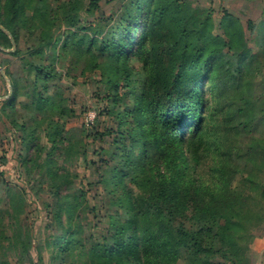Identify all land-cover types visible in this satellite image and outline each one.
Segmentation results:
<instances>
[{
    "label": "trees",
    "instance_id": "trees-1",
    "mask_svg": "<svg viewBox=\"0 0 264 264\" xmlns=\"http://www.w3.org/2000/svg\"><path fill=\"white\" fill-rule=\"evenodd\" d=\"M101 2L70 0L61 9V21L47 0H0V47L12 48L7 33L17 42L22 29L40 30L37 46L23 54L9 53L20 58L31 77L12 78L7 72L12 93L5 107L24 97L22 108L34 118L33 128L16 123L29 131L24 144L34 147L43 133L55 147L68 141L62 152L66 161L81 154L64 138L61 121L67 110L58 106L61 89L49 92L60 79L54 63L73 54L101 72L112 99L105 111L118 121L122 137L115 139L118 152L110 153L99 180L118 211L107 215L105 233L91 245L84 242L83 226L77 222L83 196L62 193L72 184L71 175L61 174L48 153L47 174L59 199L56 220L62 228L48 246L57 249L56 258L78 253L81 264H251L253 229L264 217V132L255 135L264 114L258 117L256 111H264V98L260 106L243 92L216 125L213 140L205 127L206 82L213 91L245 78V67L255 57L242 26L226 14L221 34L213 14L192 0H123L114 15L101 18L95 27L78 25L81 13L95 15ZM60 24L66 27L62 35L57 32ZM84 29L92 35L80 34ZM60 43L63 54L56 56ZM47 55L48 65L43 63ZM133 58L143 63V73L136 71ZM128 96L133 102L124 105ZM201 149L218 152L210 184L198 177ZM21 161L31 160L24 156ZM238 175L242 186L234 187ZM24 211L23 197L11 191L7 206L0 209L4 256L14 249L31 258L32 231L22 226Z\"/></svg>",
    "mask_w": 264,
    "mask_h": 264
},
{
    "label": "rangeland",
    "instance_id": "rangeland-1",
    "mask_svg": "<svg viewBox=\"0 0 264 264\" xmlns=\"http://www.w3.org/2000/svg\"><path fill=\"white\" fill-rule=\"evenodd\" d=\"M70 0H47L53 15L59 16L64 4ZM195 5L209 10L213 14L216 29L220 30L222 19L230 14L239 21L243 28V36L252 54L255 56L245 67L246 77L229 80L224 87L216 86L210 91V81L205 84L207 111L205 127L208 128V138L213 140L216 125L223 121L233 106L239 103L243 92L252 101L257 100L258 105L263 103L264 96V0H192ZM123 0H102L101 10L95 15L81 13L78 25L95 27L101 18L114 15L122 6ZM33 11H28L31 19ZM62 21V20H61ZM59 22V21H58ZM60 23V22H59ZM58 23V24H59ZM58 28V25L54 27ZM58 34L62 35L66 27L59 25ZM76 29V27H74ZM77 30V29H76ZM78 31V30H77ZM6 32V31H5ZM80 34L92 35L91 30H80ZM12 42V48L0 47V209L5 208L9 202L10 192H15L23 197L25 211L21 215L22 226L32 231L33 246L31 258L23 256L14 249H9L7 255L0 250V263L6 259L8 264H81L77 261L78 253L62 255L56 258L57 249L49 247L54 235L62 234V228L56 220L59 212V199L54 195L52 179L47 174L46 158L51 154L50 160L54 167L57 166L61 174L69 172L72 184L63 194L75 192L82 198V209L78 211L77 222L83 226V240L91 245L101 239L105 233L104 227L107 215L117 210L111 204L110 198L100 183V175L106 167L105 161L111 159V152H118L114 142L121 140L117 134L118 121L106 114L105 109L112 103L108 97V90L102 81L101 72L92 69L91 61H87L77 54L65 56L54 63V69L60 74V79L51 83L50 94H56L61 89L59 107L64 106L66 112L62 118L65 124L64 138H70L75 150H80V155L70 161L62 156L63 148L68 146V141L55 147L48 142L47 137L40 133L33 145L29 148L23 139L28 136L17 124L33 128L34 118L22 108L26 100L20 97L14 107H5V101L12 93L11 79L22 78L25 80L27 73L22 70L20 58L9 53L18 50L21 54L37 46L40 40V30L31 28L22 29L16 42L10 33H7ZM49 56L53 52L48 53ZM62 55L61 43L58 45L56 56ZM46 56L45 64H49ZM137 72L143 73V63L138 58L131 60ZM31 77L28 76V79ZM239 85V88L237 86ZM125 90H121L123 93ZM64 102H63V101ZM133 98L126 97L125 104H132ZM123 109L124 106H121ZM220 109V111H219ZM216 110V111H215ZM216 112V115H212ZM264 111L258 107L256 114L261 117ZM220 113V115H217ZM57 118V117H56ZM261 126H256L255 135L264 132V114L260 119ZM262 127V128H261ZM38 134V133H37ZM250 137V136H249ZM84 152V153H82ZM201 167L198 177L205 184L214 180V166L218 160V152L201 149ZM31 161L23 164L22 157ZM112 166L116 162H111ZM264 181V175L262 176ZM234 187L242 186V176L238 175L233 183ZM262 211L264 212V200ZM63 222L67 223V216L62 215ZM251 264H264V217L253 229V242L250 248ZM40 255L42 261H40ZM55 257V260L53 259ZM180 264H184L183 261Z\"/></svg>",
    "mask_w": 264,
    "mask_h": 264
},
{
    "label": "water",
    "instance_id": "water-1",
    "mask_svg": "<svg viewBox=\"0 0 264 264\" xmlns=\"http://www.w3.org/2000/svg\"><path fill=\"white\" fill-rule=\"evenodd\" d=\"M4 30V29H3ZM13 42V41H12Z\"/></svg>",
    "mask_w": 264,
    "mask_h": 264
}]
</instances>
